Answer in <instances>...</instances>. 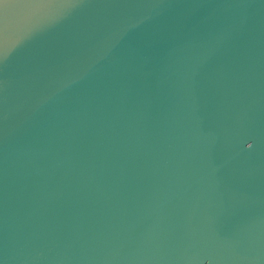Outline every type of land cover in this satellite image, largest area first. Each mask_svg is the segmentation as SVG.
I'll list each match as a JSON object with an SVG mask.
<instances>
[{
  "label": "water",
  "instance_id": "95a60500",
  "mask_svg": "<svg viewBox=\"0 0 264 264\" xmlns=\"http://www.w3.org/2000/svg\"><path fill=\"white\" fill-rule=\"evenodd\" d=\"M0 264H264V0H0Z\"/></svg>",
  "mask_w": 264,
  "mask_h": 264
}]
</instances>
